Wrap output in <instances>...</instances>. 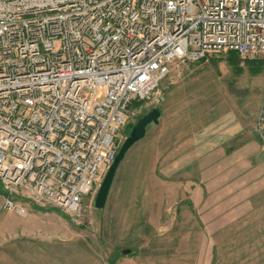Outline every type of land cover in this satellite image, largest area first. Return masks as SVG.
<instances>
[{
	"label": "built area",
	"instance_id": "2783aa9c",
	"mask_svg": "<svg viewBox=\"0 0 264 264\" xmlns=\"http://www.w3.org/2000/svg\"><path fill=\"white\" fill-rule=\"evenodd\" d=\"M264 58V0H0V182L78 212L176 61ZM257 133L264 141V101Z\"/></svg>",
	"mask_w": 264,
	"mask_h": 264
},
{
	"label": "rangeland",
	"instance_id": "374dc122",
	"mask_svg": "<svg viewBox=\"0 0 264 264\" xmlns=\"http://www.w3.org/2000/svg\"><path fill=\"white\" fill-rule=\"evenodd\" d=\"M237 65L225 53L176 61L131 106L121 146L128 126L161 117L127 152L103 209L97 193L76 213L20 196L7 209L0 182V264H264V67Z\"/></svg>",
	"mask_w": 264,
	"mask_h": 264
},
{
	"label": "water",
	"instance_id": "95a60500",
	"mask_svg": "<svg viewBox=\"0 0 264 264\" xmlns=\"http://www.w3.org/2000/svg\"><path fill=\"white\" fill-rule=\"evenodd\" d=\"M160 117L161 111L158 109H153L148 114L139 119L136 125L132 128L129 136L121 146L114 163L111 165L110 169L105 175L97 192L95 198V207L97 209H103L105 207L117 170L121 162L124 160L127 152L131 149V147H133L137 142L145 137L147 127L152 123L157 124Z\"/></svg>",
	"mask_w": 264,
	"mask_h": 264
},
{
	"label": "trees",
	"instance_id": "16d2710c",
	"mask_svg": "<svg viewBox=\"0 0 264 264\" xmlns=\"http://www.w3.org/2000/svg\"><path fill=\"white\" fill-rule=\"evenodd\" d=\"M228 59H229V62L233 65V66H236V68L238 67V60H239V56L235 53V52H230V53H228ZM248 63L250 64V65H252L253 66V69L255 70V71H261L262 70V68L264 67V60H258V61H252V60H249L248 61ZM238 70V69H237ZM132 126H128L127 127V133H128V135H129V133L131 132V130H132Z\"/></svg>",
	"mask_w": 264,
	"mask_h": 264
}]
</instances>
